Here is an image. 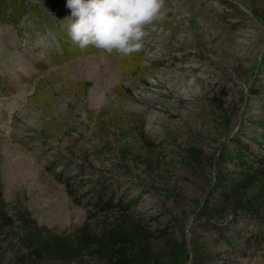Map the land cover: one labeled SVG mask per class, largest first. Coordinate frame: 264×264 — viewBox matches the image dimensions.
I'll list each match as a JSON object with an SVG mask.
<instances>
[{"label": "rangeland", "instance_id": "rangeland-1", "mask_svg": "<svg viewBox=\"0 0 264 264\" xmlns=\"http://www.w3.org/2000/svg\"><path fill=\"white\" fill-rule=\"evenodd\" d=\"M19 1L0 20V264H264V0H165L128 57L73 44L66 0ZM35 227L70 256L33 253Z\"/></svg>", "mask_w": 264, "mask_h": 264}, {"label": "clouds", "instance_id": "clouds-1", "mask_svg": "<svg viewBox=\"0 0 264 264\" xmlns=\"http://www.w3.org/2000/svg\"><path fill=\"white\" fill-rule=\"evenodd\" d=\"M65 6L73 44L82 51L93 46L121 57L138 53L145 27L165 16V0H66Z\"/></svg>", "mask_w": 264, "mask_h": 264}, {"label": "trees", "instance_id": "trees-1", "mask_svg": "<svg viewBox=\"0 0 264 264\" xmlns=\"http://www.w3.org/2000/svg\"><path fill=\"white\" fill-rule=\"evenodd\" d=\"M46 1V0H45ZM57 1V0H52ZM25 13V8L23 7V4L19 0H0V20L3 22H8L15 24L21 19L23 14ZM259 164L264 165V159H260L257 161ZM262 172H264V169H261ZM256 169H253L252 171L248 172L246 175L248 178H252L256 176ZM235 185L240 183H237L238 181H234ZM218 189L220 193L223 194V196L226 198L230 195H234V193L237 191L238 187L230 186L227 187L223 184L218 186ZM238 204H240V199H234ZM208 211H205L206 213L210 214V216L213 215V212L215 210L214 206H208ZM132 235L133 233L130 231L129 233ZM29 243L32 246V252L37 254L38 256H49V255H56L58 257H67L70 256V247H67L64 245L63 238H60L58 236H52L46 232L41 233L40 228L35 227L31 231H26L25 233ZM141 236H143L141 234ZM105 253L107 254L106 258L108 261H113L114 258L117 256L119 258L121 255L119 253H115L114 249L110 248L109 246H106L104 249ZM113 264H115L113 262Z\"/></svg>", "mask_w": 264, "mask_h": 264}, {"label": "bare ground", "instance_id": "bare-ground-1", "mask_svg": "<svg viewBox=\"0 0 264 264\" xmlns=\"http://www.w3.org/2000/svg\"><path fill=\"white\" fill-rule=\"evenodd\" d=\"M181 77V76H180Z\"/></svg>", "mask_w": 264, "mask_h": 264}]
</instances>
